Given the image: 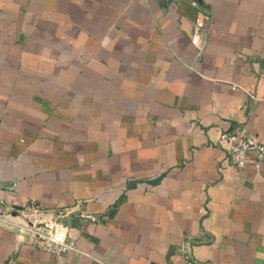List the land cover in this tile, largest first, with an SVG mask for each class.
<instances>
[{"label":"crops","instance_id":"obj_1","mask_svg":"<svg viewBox=\"0 0 264 264\" xmlns=\"http://www.w3.org/2000/svg\"><path fill=\"white\" fill-rule=\"evenodd\" d=\"M236 126L264 144V0H0V197L75 242L0 225V264H264Z\"/></svg>","mask_w":264,"mask_h":264},{"label":"built area","instance_id":"obj_2","mask_svg":"<svg viewBox=\"0 0 264 264\" xmlns=\"http://www.w3.org/2000/svg\"><path fill=\"white\" fill-rule=\"evenodd\" d=\"M204 28L203 19H196L192 43L198 45ZM218 145L228 146L227 160L237 169H242L247 156L254 154L255 165L259 167L264 160V144L257 136L249 134L243 127L236 126L232 130L220 133L216 142ZM13 208L6 206L0 197V225L20 226L31 237V243L39 249L46 250L57 256L75 249V242L68 237V226L60 220L52 219L34 201L20 208L17 213L19 221L15 223ZM61 215V214H60Z\"/></svg>","mask_w":264,"mask_h":264}]
</instances>
